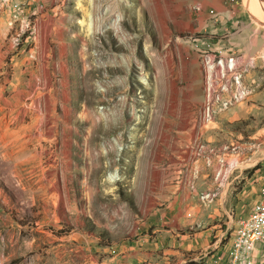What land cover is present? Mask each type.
I'll return each instance as SVG.
<instances>
[{
    "label": "rangeland",
    "instance_id": "374dc122",
    "mask_svg": "<svg viewBox=\"0 0 264 264\" xmlns=\"http://www.w3.org/2000/svg\"><path fill=\"white\" fill-rule=\"evenodd\" d=\"M228 38L263 41L245 76L264 70V0L0 2V264H192L180 233L211 226L227 245L230 199L264 165V101L201 116L195 44ZM212 180L213 198L191 189ZM185 186L205 219L184 226Z\"/></svg>",
    "mask_w": 264,
    "mask_h": 264
},
{
    "label": "crops",
    "instance_id": "0c3cea01",
    "mask_svg": "<svg viewBox=\"0 0 264 264\" xmlns=\"http://www.w3.org/2000/svg\"><path fill=\"white\" fill-rule=\"evenodd\" d=\"M262 42H256L252 38H228L226 40L218 41L214 43V45H223L226 47L228 52H241L245 55H253L255 51H258ZM259 65H262L264 68V62L259 60ZM258 63V62H257ZM245 83L247 87L250 89V95L247 100H254L252 104H249L247 101L244 103L238 104L233 108L229 109L225 114L221 115L223 118L227 119H239L241 117H246L250 114L251 107H254V102L262 103L264 101V70H252L245 76ZM254 81V82H253ZM250 97V98H249ZM262 101V102H261ZM255 174L252 175L251 181L253 182V177L257 176L256 182L258 185V190L255 189V185L248 186L249 181L246 182L240 193L236 194L234 198L230 199L229 205L230 207H234V211L232 214L228 215L229 221L233 223L236 218L247 215L252 209L253 205L256 203L259 195V184L260 181L264 179V165L261 168L255 170ZM250 185V184H249ZM203 189L208 186H213V189H220L223 187H216L215 181H201L195 183V185L191 188L194 190L197 188ZM227 188H229L227 186ZM185 192L181 194L180 199L177 202L178 215L180 222L185 226V222L187 219L185 218L186 212H190V214L197 216L198 220L205 219L204 213L197 214L198 210L202 211L201 205L198 203V198L194 196V193L189 190L186 192V189H189L187 186L184 188ZM257 194L253 197V194ZM200 224V223H199ZM216 226H211L206 228L205 230L198 229L195 232L184 231L180 233L179 236V250L183 253H189L191 251L200 250L198 254H200L199 259H201L197 263L192 264H229L230 256H229V240L228 244L224 247H221L220 242L224 239L225 234L227 232H219L215 231ZM213 234L212 238L211 235ZM207 249L210 252H214L213 255H209L203 258L202 255H206L205 253ZM167 252H171L172 250L167 249ZM264 244H258L256 249V258L254 259L253 264H264Z\"/></svg>",
    "mask_w": 264,
    "mask_h": 264
},
{
    "label": "built area",
    "instance_id": "2783aa9c",
    "mask_svg": "<svg viewBox=\"0 0 264 264\" xmlns=\"http://www.w3.org/2000/svg\"><path fill=\"white\" fill-rule=\"evenodd\" d=\"M9 1L0 0L1 3H9ZM195 47L199 53L202 71L204 61L212 62L211 73L203 72L205 96L201 109L202 119L209 122L208 113H204V105L208 102V96L214 95L227 83H237V78H242L254 66L256 57L229 54L227 50H223L221 47L212 49L199 44H195ZM262 57L264 59V54H262ZM226 102H232L233 108L244 101ZM217 108H223V104H217ZM219 168L216 169V173L219 172ZM216 187L220 188L222 186L216 185ZM217 191L218 189L207 191L200 198L203 200L213 198ZM258 244H264V182L259 189L258 199L250 212L245 216L236 218L232 223L229 235V264H253Z\"/></svg>",
    "mask_w": 264,
    "mask_h": 264
},
{
    "label": "bare ground",
    "instance_id": "6f19581e",
    "mask_svg": "<svg viewBox=\"0 0 264 264\" xmlns=\"http://www.w3.org/2000/svg\"><path fill=\"white\" fill-rule=\"evenodd\" d=\"M43 33L46 36L47 28L43 29ZM47 40H48L47 37H45L43 42H42L43 43L42 55L45 54L46 49L48 47ZM204 65L206 67V73H211L212 62L211 61H204L203 62V72L205 69ZM244 76H245V74L243 75L242 78H237V83H227L222 87L221 90L216 92L214 95L208 96V102L206 103V105H204V113H208V120L209 121L213 120V116H214L215 112H218V111H214L217 109V104H223V109L227 110V108L230 105L232 106V102H226V101H245L246 100V98L249 96L250 91H249V89H248V87L244 81ZM50 84H51V76H50L47 68L45 67L44 68V86H45V88H47ZM41 102H43L46 107H50V100L48 97H45L43 99V101H41V100L38 101L37 105L40 106L42 104ZM220 171L221 170H219L218 175L220 174ZM111 178H114V175Z\"/></svg>",
    "mask_w": 264,
    "mask_h": 264
}]
</instances>
